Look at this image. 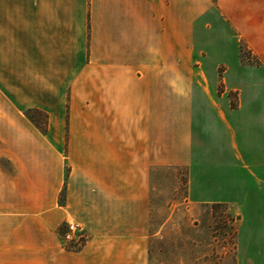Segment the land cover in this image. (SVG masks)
Wrapping results in <instances>:
<instances>
[{
	"label": "crops",
	"instance_id": "crops-1",
	"mask_svg": "<svg viewBox=\"0 0 264 264\" xmlns=\"http://www.w3.org/2000/svg\"><path fill=\"white\" fill-rule=\"evenodd\" d=\"M171 168L264 264V0H0V264H152Z\"/></svg>",
	"mask_w": 264,
	"mask_h": 264
},
{
	"label": "rangeland",
	"instance_id": "rangeland-1",
	"mask_svg": "<svg viewBox=\"0 0 264 264\" xmlns=\"http://www.w3.org/2000/svg\"><path fill=\"white\" fill-rule=\"evenodd\" d=\"M215 30V25L208 18L196 20L193 25L189 42L196 60L190 63L193 67L198 65V60L204 62L200 55L204 48L201 37L205 32L213 33ZM174 63L175 66L182 63L181 57L175 56ZM181 75L182 72H175V80H186ZM190 75L191 78L194 75V79L197 77L196 72ZM190 85L194 87L197 84ZM40 122L46 124L42 120ZM186 184L185 168L159 169L158 198L151 230L152 264H235L239 223L235 211L229 210L227 205L190 203Z\"/></svg>",
	"mask_w": 264,
	"mask_h": 264
},
{
	"label": "built area",
	"instance_id": "built-area-1",
	"mask_svg": "<svg viewBox=\"0 0 264 264\" xmlns=\"http://www.w3.org/2000/svg\"><path fill=\"white\" fill-rule=\"evenodd\" d=\"M85 234V228L81 223L69 221L67 230L62 236L63 244L65 246L78 245L85 238Z\"/></svg>",
	"mask_w": 264,
	"mask_h": 264
}]
</instances>
